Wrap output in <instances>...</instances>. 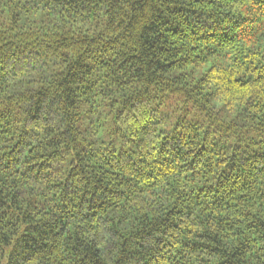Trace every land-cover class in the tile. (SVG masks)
Listing matches in <instances>:
<instances>
[{
  "label": "trees",
  "instance_id": "obj_1",
  "mask_svg": "<svg viewBox=\"0 0 264 264\" xmlns=\"http://www.w3.org/2000/svg\"><path fill=\"white\" fill-rule=\"evenodd\" d=\"M0 264H264V0H0Z\"/></svg>",
  "mask_w": 264,
  "mask_h": 264
},
{
  "label": "rangeland",
  "instance_id": "obj_2",
  "mask_svg": "<svg viewBox=\"0 0 264 264\" xmlns=\"http://www.w3.org/2000/svg\"><path fill=\"white\" fill-rule=\"evenodd\" d=\"M39 16H41V15H39Z\"/></svg>",
  "mask_w": 264,
  "mask_h": 264
}]
</instances>
